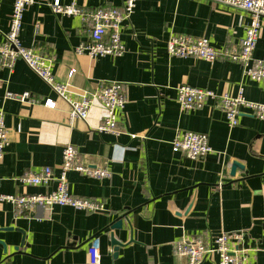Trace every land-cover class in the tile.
Masks as SVG:
<instances>
[{"label":"crops","instance_id":"obj_1","mask_svg":"<svg viewBox=\"0 0 264 264\" xmlns=\"http://www.w3.org/2000/svg\"><path fill=\"white\" fill-rule=\"evenodd\" d=\"M54 1L35 0L26 10L23 45L51 55L54 76L73 91L122 84L126 106L120 134H100L96 128L105 116L100 105L90 111L87 123H71L68 106L23 61L12 70L0 65V110L9 131L0 160V194L51 192L69 145L83 165L110 173L101 179L67 175L70 193L99 204L98 212L53 207L19 216L12 204L0 203V264H90L94 238L100 241V264H188L175 252L179 241L201 239L212 245L222 233L241 236L239 248L246 251L248 264H264V120L243 107L239 126L231 128L214 103L183 111L176 101L182 85L233 98L243 87L247 101L264 105V81L245 78L240 65L227 58L207 63L167 52L172 34L207 38L219 51H238L250 16L216 0H137L122 31L124 53L92 59L76 51L89 40L87 28L78 18L55 15ZM124 1L78 0V5L85 11H122ZM13 3L0 0V42ZM255 59L264 62V28ZM7 93L30 97L7 99ZM47 100L56 108L45 107ZM179 132L207 135L214 153L200 161L186 159L173 150ZM234 163L242 169L232 175ZM48 168L53 171L48 187L21 186L20 178ZM125 215L123 229L112 231L110 226ZM112 235L123 245L117 256Z\"/></svg>","mask_w":264,"mask_h":264},{"label":"built area","instance_id":"obj_2","mask_svg":"<svg viewBox=\"0 0 264 264\" xmlns=\"http://www.w3.org/2000/svg\"><path fill=\"white\" fill-rule=\"evenodd\" d=\"M227 8L246 12L250 22L238 51L224 49L219 51L212 47L209 39L190 36L171 35L167 43V52L171 57L194 58L207 63H214L221 58H227L240 65L245 78L255 82L264 81V62L255 59V52L264 28V0H216ZM35 4V0H14L10 25L7 33L1 35L0 65L12 70L18 61H23L27 67L41 79L50 90L69 108V120L88 121L90 111L100 105L105 116L101 125L96 128L100 134H120L122 112L126 106L124 87L120 83H107L94 92L73 91L69 83L59 82L53 73L55 59L47 54H41L33 48L23 45L21 34L26 10ZM53 13L61 17L78 18L89 32L88 42L79 46L78 54H86L92 59L107 56H119L124 53L122 31L124 24L129 22L135 13L137 0H125L123 10L98 8L82 10L78 0H70L68 5H62L55 0L51 5ZM75 71L69 73L71 79ZM29 94H6L7 99L26 101ZM176 101L183 111H190L214 103L225 116L231 128L239 126L240 109L250 108L260 120H264V105L247 101L241 87L237 97L219 95L206 89H196L188 85L177 88ZM45 107L55 109L56 103L47 100ZM9 144V131L5 124V114L0 110V160L3 158ZM173 150L190 161H200L213 154L207 135L193 132H179L172 143ZM69 172L85 174L92 178H108L109 171L90 169L82 164L78 151L69 145L64 149L60 174L56 188L46 194L12 196L0 194V203L12 204L19 216L32 215L38 209L50 210L53 207H68L76 211L98 212L99 204L73 196L70 193L67 175ZM53 180L52 169H44L39 174H28L20 178L23 187H48ZM235 240L236 248L232 247ZM240 235H219L212 245L201 239H182L175 245L177 255L187 258L188 264H205L215 260V264H248L246 251L239 248ZM89 263L100 264L101 246L98 238H94L89 247Z\"/></svg>","mask_w":264,"mask_h":264},{"label":"water","instance_id":"obj_3","mask_svg":"<svg viewBox=\"0 0 264 264\" xmlns=\"http://www.w3.org/2000/svg\"><path fill=\"white\" fill-rule=\"evenodd\" d=\"M238 169H242V166L239 165L238 163H234L233 164V168H232V175L235 174L236 170ZM127 215L119 218L118 220H116L111 226H110V229L112 231H116V230H122L123 229V225H124V220H127ZM111 242H112V246L115 247V256H117V253H118V249L120 247H122L123 245L115 238L114 235H112L111 237Z\"/></svg>","mask_w":264,"mask_h":264}]
</instances>
